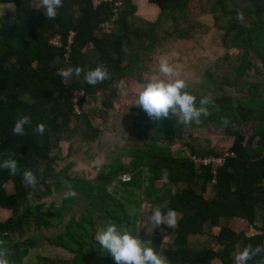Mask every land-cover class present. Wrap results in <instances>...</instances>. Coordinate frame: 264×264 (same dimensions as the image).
I'll list each match as a JSON object with an SVG mask.
<instances>
[{
  "label": "trees",
  "instance_id": "1",
  "mask_svg": "<svg viewBox=\"0 0 264 264\" xmlns=\"http://www.w3.org/2000/svg\"><path fill=\"white\" fill-rule=\"evenodd\" d=\"M149 1L159 10L157 18L151 22L139 17L141 23L134 24L132 18L137 7L132 0H101L99 3L95 0H63V7L58 9L55 19L45 17L42 9L35 8L33 0H0V3L13 4L12 10L0 17V163L12 158L17 160L20 169L16 175H11L7 169L0 168V241L3 242L0 247L9 251L11 264H23L38 246L34 232L37 235L44 229L60 226L64 208L72 203L70 198H64L61 207L53 204L44 211V203L40 202L49 191L51 193L48 182L51 178H55L57 189L71 184L76 192L89 200L91 207L88 212L73 215L63 235L57 236L76 252L75 258L60 261L38 256L39 264H98L95 261L88 263L95 255L106 256L96 245L94 237L98 230L90 219L91 212L94 211L99 219L134 229L135 218L126 217L128 211L106 193L105 187L117 175L127 174L129 181L118 178V182L122 184L121 196H130V188L140 189L143 167H147L150 173L144 200L151 201L156 207L161 206L162 211L171 208L182 214L176 228L154 225L152 234L146 237L158 252L163 251L168 264H214L213 260L231 264L233 253L245 245L264 247V222L260 231L252 235L221 223V220L231 222L236 219L253 225L257 206L263 209L264 218V105L259 103L264 92L257 94L250 85L234 100L222 86L232 82L236 87V81H217L213 77L212 65L201 77L202 91H187L197 97V106L201 97L212 98L213 103L207 106L210 115L201 117V120L214 121L216 117L214 127L232 139L228 150L232 155L224 157L222 166L213 170L211 165L197 164L191 158H176L170 151L161 150L157 139H171L174 131H182L184 125L175 117L154 124L156 120L147 116L141 117L142 123L134 125V132L138 135V127H150L152 139L141 145L123 146L121 155L131 157L127 165L121 163V155L115 157L112 164L105 165L95 183L67 176L69 164L58 174L54 173L58 157L52 156L51 152L62 141L71 142L77 136L90 142L100 133L84 110V99L80 101L81 111L75 110L71 102L75 90L83 88L94 100L99 91L113 89L114 80L141 68L148 51L161 39L156 29L160 18L176 24L191 0ZM212 5L214 26L221 29L224 36L230 34L226 38L229 43L223 42L224 45L242 48L237 52L239 60L234 68V79L250 67L248 56L251 51L264 65V0H250L244 5L235 0H215ZM240 15L242 20L238 18ZM197 23L175 26L171 33L177 39L193 38ZM56 36L60 38L59 45L51 42ZM90 48L97 52L96 57L87 52ZM223 57H228V53ZM98 64L108 68L111 78L95 86L85 82L83 72L79 78L73 75L68 80L57 74L61 68L80 66L87 71ZM212 88L222 91L215 95ZM105 105L109 107L110 102ZM22 115H28L31 124L25 126L24 136H15L12 127ZM224 118L229 121L227 126L221 123ZM248 122L257 124L245 137L239 125ZM39 123L46 125L42 135L33 131ZM191 149L202 159L222 156L212 149L197 150L193 146ZM24 169L32 170L37 176L35 197L31 194L32 187L25 186L21 180ZM165 170L166 180L163 178ZM156 181L185 184L186 188L173 194L170 189L166 192L155 189ZM198 181L201 182L199 191L194 187ZM10 182L13 185L11 194L6 190ZM42 185L45 190L40 189ZM208 187L211 195L207 198ZM33 198L36 202L31 200ZM206 223L211 228H218L215 237L218 248H191L190 235H202ZM167 236H173L170 248L163 246ZM256 261H264V252L249 264H256Z\"/></svg>",
  "mask_w": 264,
  "mask_h": 264
},
{
  "label": "rangeland",
  "instance_id": "2",
  "mask_svg": "<svg viewBox=\"0 0 264 264\" xmlns=\"http://www.w3.org/2000/svg\"><path fill=\"white\" fill-rule=\"evenodd\" d=\"M100 1L101 0H95L96 3ZM209 1L214 3L215 0H191L188 8L180 15V21L176 24H171L168 19L165 20L164 18H160L156 29L161 39L155 44V47L151 51H148L144 58V62H142L143 65H141V68L136 69L131 75L125 76L120 80H114L111 84L113 89L107 88L104 91H99L96 99H92V101L85 104L84 110L91 116L92 125L100 131L97 138L93 141L85 142L82 138L74 136V140L71 142L70 140L62 141L60 146L54 148L51 152L52 156L58 157L55 163L54 173L58 174L62 168L69 164L70 168L67 171V176L95 183L100 172L104 170L105 165L112 164L114 158H118L121 155L122 148L125 144L141 145L152 139L150 127H138V135L134 132L136 129L134 125L142 123L144 120H142L141 117L147 118L148 115L141 107L132 103L135 102L137 91L140 89L145 77L159 74V59L162 56L169 59L170 64L179 73V78L186 81L187 89L196 91H202V89H200L201 77L204 71L213 63H218L219 65H215L214 67V69L216 68L217 70L215 74L218 75L219 79H222L220 76L222 75V69L225 68L224 66L227 67V64H229V62L231 63V60H235V65L237 64L239 60L237 52H240L242 48L235 49L234 47L224 45V43H229V40L226 38H228L230 34L227 35L228 37L224 36V32L214 26V19L211 13L213 5ZM235 1L244 5V2L248 3L250 0H245L244 2H240V0ZM33 4L35 6V0H33ZM12 8L13 4L11 3H0V17L5 14V12L11 11ZM132 20L134 24L141 23L137 15H135ZM195 21L199 22V24H196V34L193 38L177 39L175 35L171 33L173 32V27L186 26L190 22ZM51 42H54V37L51 39ZM92 50L93 49L90 48L87 52L91 56L96 57L97 52ZM225 53H228V57L224 58L223 55ZM253 56H255L254 52L251 51L248 57L251 58ZM255 57L252 58L253 63L251 62L252 64L250 65L253 70L252 73L255 72V80L247 78L248 80L246 82L247 84H253L255 82L264 84V65L261 66L258 64L259 61L256 60ZM121 81L124 82L127 89L125 95H121L119 90ZM114 88L115 93L113 94L112 91ZM236 88L237 89H230L229 91L231 95H233L234 100L245 93L244 86L238 84ZM212 89L215 95L222 91L220 89ZM224 90H227V87L223 88V91ZM107 102H110L109 107L105 105ZM215 118L216 117H214V121ZM177 119L184 125L183 130H175L176 132L174 131L171 139H157L161 150L170 151L176 158H191L193 160H199L201 158L192 153L191 146L197 150L212 149L214 152L222 153V155L229 152L228 139L222 134L221 130L214 127L213 120L204 121L202 119L201 123L204 124L192 123L185 125L179 117H177ZM160 122L161 120H156L154 124ZM256 124L257 123L248 122L241 126L239 125V128L243 135L247 137ZM130 159L131 157L128 155H121V163L123 165H127ZM98 162L102 163H99L98 166ZM118 164L117 162V165ZM149 175L148 168L143 167V175L140 178V189L130 188L128 190L131 191L132 196L131 193H129L130 196H121L122 184L118 182V178L120 179L118 175L105 187L106 193L111 195V198L116 199L120 207L128 211L126 217L131 219H133V217L135 218L134 229H131L137 231L138 236H141L140 239L145 242L149 241L146 237H149L154 230V224H152L148 218L152 214V210L156 207L151 201L144 200L146 196L144 190L149 186ZM48 182L51 193L49 191L46 197L40 202V204L44 203V211L48 210L53 204L56 207H61L64 193L68 190L67 186H62L57 189L55 178L49 179ZM200 184L201 182L198 181L194 185L197 191L200 190ZM154 187L158 190L164 189V191L170 189L171 193L174 194L186 188V185H173L169 181H156ZM40 189L45 190V185H42V187L40 186ZM6 190L9 194L13 193L12 182L6 185ZM35 193L36 189L32 188L31 194H33L34 197L37 196V193ZM210 195V190H207L205 196L208 198ZM70 199L72 203L70 206L64 208L63 220L60 226L44 229L42 233L40 232L37 235H35L34 232V236L38 241V246L31 251L30 256L23 260V264H39L37 260L38 256L60 261H72L75 258L76 252L70 250L71 247L65 245L66 242L59 241L57 236L63 235L65 227L73 215H81L82 212L90 210L91 205L89 200H85L80 192H77L76 197H71ZM31 200L36 202L35 198ZM37 203H39V201ZM142 206L143 211L141 210ZM91 213L90 219H92L96 229L99 230L103 228L107 220L97 218L94 211ZM262 216L263 209L257 206L253 225L236 219L231 220V222L221 220V223H228L230 227H233L237 231L243 230L247 235H252L260 231V227L264 222ZM178 217L179 220L182 214L178 213ZM217 232L218 228H211L209 224L206 223L202 235H190L189 242L191 248H218L215 242ZM29 236H31V234H29ZM172 243L173 236H167L164 239L163 246L165 248H170L173 246ZM84 249L89 251L87 248ZM235 253H233V261L231 264H234ZM101 256H93L91 260H88V263L95 261L98 264H116L111 254H109V257L108 253H106V256ZM213 263L220 264L218 260H213Z\"/></svg>",
  "mask_w": 264,
  "mask_h": 264
},
{
  "label": "clouds",
  "instance_id": "3",
  "mask_svg": "<svg viewBox=\"0 0 264 264\" xmlns=\"http://www.w3.org/2000/svg\"><path fill=\"white\" fill-rule=\"evenodd\" d=\"M63 7V0H35V8L43 10L45 17L55 19L58 9ZM243 19V16H238ZM84 74V80L89 86H95L111 78L108 68L103 64H98L95 68L84 71L80 66L75 68L58 69L57 74L65 80L75 75L79 78ZM121 95L127 93L123 81L119 85ZM213 100L209 96H203L199 99L197 106V97L187 91V83L179 78V73L170 64L169 59L162 56L159 59V74L145 77L140 89L137 91L134 103L141 107L149 118L161 120L165 118L179 117L185 125L192 123H201V117L210 115L208 105ZM221 123L227 126V118L222 119ZM31 124L28 115H22L17 118L12 127V134L15 136H24L26 134V125ZM46 130L44 123H39L33 129L38 134H43ZM99 163L98 162V166ZM0 168L7 169L11 175H16L20 171L18 162L15 159L7 158L0 163ZM163 178L167 179V171L163 173ZM21 180L25 186L35 188L37 185V176L30 169H24L21 172ZM64 198L76 197L77 192L72 185L67 186ZM143 211V206L141 208ZM178 213L174 209L162 211L161 206L152 210L149 221L156 227L167 226L175 228L178 223ZM96 245L104 253L111 254L116 264H168L163 251H157L149 244V241H142L137 231H133L125 225H117L112 221H107L106 225L99 229L94 237ZM3 242L0 241V244ZM261 252L264 247L251 244L245 245L241 250L234 254V264H249ZM10 254L7 248L0 247V264H11ZM256 264H264V261H256Z\"/></svg>",
  "mask_w": 264,
  "mask_h": 264
},
{
  "label": "crops",
  "instance_id": "4",
  "mask_svg": "<svg viewBox=\"0 0 264 264\" xmlns=\"http://www.w3.org/2000/svg\"><path fill=\"white\" fill-rule=\"evenodd\" d=\"M132 2L136 5V7H137V9H136V12H135V14L137 15V16H139L140 18H142V19H145V20H148V21H155V19L157 18V16H158V8H157V6L155 5V4H153V3H151L149 0H132ZM253 57H255V56H253ZM253 57H251L250 58V60H251V62L253 63ZM255 59L256 60H258L259 62H258V64H260L261 66H262V63L260 62V60L257 58V57H255ZM235 63H236V61L235 60H231V63L229 62V64H227V67L226 66H224L225 68H223L222 69V75H220L221 76V78L222 79H219V77H218V75H216L215 73H216V68L214 69V67H215V65H218V63H216V64H212V66H213V77L217 80L218 79V81L219 80H228V81H232V80H235L236 81V85H238V84H240L241 86H244L245 87V92L247 91V89H248V87L250 86V85H252V86H254L253 88L255 89V91H256V93L257 94H260L261 92H264V84L263 83H257V82H255V83H253V84H247V80L248 79H253V80H255V72L254 73H252V67L250 66L245 72H244V74L243 75H241V76H239L237 79H234V77H235V75H234V68H235ZM251 63V64H252ZM230 65H231V67H230ZM219 66V65H218ZM221 73H219V74H221ZM252 73V74H251ZM258 77V76H257ZM213 78V79H214ZM248 78V79H247ZM223 85V84H222ZM233 84H232V82L231 83H229V84H227V85H223L222 86V88H226L227 87V93H229L230 95H231V93L229 92L230 91V89H237L234 85V87L232 86ZM238 92V91H237ZM232 97H233V95H232ZM234 98V97H233ZM259 100V99H258ZM259 103L262 105H264V98H262V99H260L259 100ZM252 123V122H251ZM254 124H255V122H253ZM227 139H228V142H229V146L231 145V143H232V139L230 138V137H226ZM257 138L258 137H256V140H257ZM256 140H254V142L256 141ZM262 185H263V187H264V181L262 182ZM207 190H210V187H208V189Z\"/></svg>",
  "mask_w": 264,
  "mask_h": 264
},
{
  "label": "built area",
  "instance_id": "5",
  "mask_svg": "<svg viewBox=\"0 0 264 264\" xmlns=\"http://www.w3.org/2000/svg\"><path fill=\"white\" fill-rule=\"evenodd\" d=\"M71 37V36H70ZM54 44L59 45L60 44V38L58 36L54 37ZM84 99V103H88L92 101V97L86 93V91L83 88L75 90L71 102L73 103V106L77 112L81 111V106H80V101ZM232 155V153H226L220 157H207V158H201L199 160H194L197 164H203L205 166L211 165L212 169H216L219 166H222L224 163V157ZM121 181H129V176L126 175H121L120 176Z\"/></svg>",
  "mask_w": 264,
  "mask_h": 264
}]
</instances>
